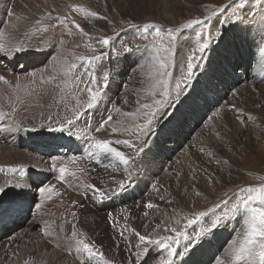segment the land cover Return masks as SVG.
Returning <instances> with one entry per match:
<instances>
[{
    "label": "bare ground",
    "instance_id": "obj_1",
    "mask_svg": "<svg viewBox=\"0 0 264 264\" xmlns=\"http://www.w3.org/2000/svg\"><path fill=\"white\" fill-rule=\"evenodd\" d=\"M204 1L0 0V33L4 34V42L11 46L23 41L29 49L14 54L0 53V74L5 75L13 84L19 79L22 85L35 87V93L31 97H23V93H19L24 103H17V111L13 113L9 103L10 100L15 102V96L11 89L0 82V93H3L0 96V111L4 113L0 116V166L5 168V172H0V185H4L8 180H11L13 185L8 186L4 193H0V214L9 207L19 208L15 223L5 232L8 236L0 240V264H25L26 260L29 264H80V260L87 254L76 251L75 239L72 237L73 225L78 238L91 243L95 250L103 253V259L99 256L93 257L91 264H104L105 260L110 261L111 264H136L138 249L135 246L139 243L136 232L152 235L155 239L175 238L176 233L169 232L172 229L185 232L192 237L204 232L200 239L194 240L196 242L192 240L193 243L188 245L187 249L184 247L187 240L181 237L179 244H176V248L181 249L180 255L173 257L172 264H216L217 259L224 257L235 238L225 241L227 235L225 233L220 240L223 230L219 231L218 225L213 229L212 225L215 221L207 223L205 220L210 217L208 214H213L214 208L218 209V206L221 207L228 200H233V197H238L237 201L247 197V192L241 191L242 189L259 188V185L250 186L246 183L240 186L245 183V176L240 172L239 160L233 154H228L220 159L223 165L219 168L218 155L230 149L241 153L248 150L252 152L253 158L262 164L264 150L253 153V146L250 143L255 144V141L251 136H247L243 143L241 136L231 133L233 114L231 116L230 110H236L231 105L222 106L226 121L218 130L220 135L217 141L223 142L220 146H215L213 139L209 141V136L203 138L200 135L210 121H198L199 123L195 124L192 121H181L189 113L196 116L202 112L201 107L199 108L200 96L197 94L199 92L197 83L188 85L187 90H180V92L184 91L178 98L180 105L178 104L170 115L165 116L169 111H164V120L160 122L162 128L166 126V129L161 132L158 141L156 138L150 141L147 148L143 146L142 152L138 151L140 147L128 149L124 145H112L124 151L130 158L127 166L103 157L100 158V163L96 162L95 156L84 158L89 151L88 140L80 139L74 143L61 142L63 146L58 147L48 139L50 134L40 135L23 130L33 126L39 128L41 123L46 122L48 115L53 117L57 114L61 117L70 115L65 111L64 103L60 102L61 93L56 86L59 80L56 83L39 85L41 76L47 80L49 75H58L61 66L65 63L78 65L73 75L79 78L71 82L70 94H66L69 108L74 103L73 97L86 99L87 94L81 90L89 84V81L96 80L102 86L103 75L105 73L110 75L107 87L102 86L101 102L78 122L85 132H87L85 119L94 128L108 114L113 115L114 121L122 120L130 124L133 118L117 114L116 107L121 109V113L136 112L140 104L153 102L146 89L152 44L158 38L149 36L154 29L145 33L144 26L148 25L149 21L155 20L158 21L162 31L172 26L180 27L194 19L193 8L201 9L202 6L198 3ZM71 5L82 6L96 12L97 16L91 17L83 12L73 11ZM48 13H51V18L47 17ZM57 16H66L68 20L61 24L57 21ZM17 17L23 19L18 21ZM42 17L44 18L42 22L49 27L46 31H35L34 29L39 28L35 25V21L41 20ZM128 19L142 22L139 21L141 25L136 27L129 25L116 29L117 23ZM72 21L79 24L88 35H83ZM13 25L17 27L13 28ZM104 30L106 32L101 35ZM25 32L29 35L25 36ZM117 32L121 33L113 38ZM222 32L220 30L218 36H223L221 37L223 39L214 46L210 43L209 49L202 53L206 56V62L201 66V70H208L209 75L215 72L221 73L216 66L217 59L230 60L228 54L233 51L231 46L233 40L230 39L232 35H222ZM137 33L149 37L139 42L140 47L137 50L131 48L133 51L127 52L123 44L130 43L131 37ZM199 33L197 31V36L193 38L195 49L187 53L183 51L184 44L180 43L182 38L186 37L179 38L180 42L177 41L174 47L173 64L169 68L171 75L166 77L167 80L169 78L175 80L177 70H183L182 75H185L184 67L187 66L188 57L196 55L199 44L205 40L203 35L199 36ZM233 36L241 52L247 47L248 50L258 47L259 42L253 39V35L246 38L238 30ZM102 38H110L107 46L99 43ZM228 38L232 41L229 45ZM60 41L64 43L61 44ZM87 45H91V48ZM234 52L236 53V50ZM92 55L99 56L100 59L91 67L77 59L79 56ZM262 57L264 59V52ZM255 59H260L259 48L255 52ZM193 63L195 64V61ZM262 65L256 70L259 71ZM32 73H36V76L32 77ZM234 78L238 80V77ZM33 79L37 81L36 85L30 84ZM60 87L63 85L61 84ZM176 89L179 92L180 88L176 86ZM156 91L159 93L161 90ZM156 99H162V103L170 100L167 96L161 98L159 95ZM195 125H198L197 128L200 127L198 131L196 130L197 133L191 131ZM94 134L100 139L112 141L131 139L133 142V137L124 132L113 134L110 131H101ZM183 134H188L183 140L184 143L189 145L192 137L196 148L187 146L177 153L178 141L175 136ZM163 140L167 143L162 144ZM30 144L35 146L32 148ZM263 147L264 145H261V148ZM55 156L82 157L76 164L67 163L69 170L75 171L79 179L66 176L65 182L58 181L56 179L58 170L51 169V159ZM8 167H16L17 171L8 173ZM263 167L264 164L260 166ZM80 169L83 171L81 172ZM120 181L125 183L123 190L119 187ZM17 183L21 187H15ZM49 183L55 184L60 196H54L46 201L38 210L35 207L40 199L38 187ZM84 184H92L102 189L105 198H99L92 189L83 187ZM197 192L201 195H196ZM133 196H137V200L131 203L129 198ZM30 200H32L30 213L22 223L18 215ZM149 203L154 207L147 208L146 205ZM241 205L242 202L238 203V206ZM199 212L207 213L200 221L193 224L200 228L188 232L192 225H188L187 220L193 219L194 214ZM72 213H75V216ZM235 215L240 220V226L235 229L237 231L235 233L242 236L244 227L242 216L237 209ZM231 222L229 219L224 232L232 229L228 227ZM45 232L50 234L45 235ZM165 259H167V250L162 246H153L148 254L147 264H160L161 260ZM85 264L89 262L85 261Z\"/></svg>",
    "mask_w": 264,
    "mask_h": 264
},
{
    "label": "snow or ice",
    "instance_id": "obj_2",
    "mask_svg": "<svg viewBox=\"0 0 264 264\" xmlns=\"http://www.w3.org/2000/svg\"><path fill=\"white\" fill-rule=\"evenodd\" d=\"M246 5V0H240L239 3L236 4V9L243 10ZM73 11H79L85 13L87 16L96 17L97 13L93 11H89L88 9L78 6L71 5L70 6ZM48 18H51V13L47 14ZM23 19L22 17H17V20ZM44 18L41 20H36L35 25H38V29H34L35 31H46L49 25L44 24L42 22ZM57 21L61 24L65 23L68 20L66 16H57ZM209 16H204L203 19H193L187 21L185 24L176 28H167L166 31H162L159 25L148 24L144 26V32L148 33L150 29H154L151 32V35L158 40L154 41L152 44V52L150 53L151 61H150V72L148 73V87L146 89L148 95L153 98L152 103H143L140 104L139 108H137L136 112H124L121 113V109L119 107L115 108V112L117 114H121L124 117L133 118V122L130 124H126L122 120H115L112 114H108L106 117L102 118L98 125L93 128V125L85 119V127L87 128V132H85L80 124L78 123L83 117L87 116L89 110L95 108L102 100V86L107 87L108 82L110 80V75L105 73L102 77L103 85L96 80L89 81V84L82 89V92L87 94L86 99L81 100L79 97H73L74 103L69 108L66 101L67 95L69 93V85L73 80L78 79V76H74L73 73L77 69L78 65L76 63H65L61 66L60 72L58 75H49L47 80L43 76H41L39 80V85L43 86L47 83H56L59 80V83L56 86L59 88L61 96L60 102L64 103L65 111L70 113V115L60 116L57 114L56 117L52 115H48L46 117V122L41 123L39 128L33 126L28 129H23L24 131L36 132L40 135L50 134L48 135V139L56 144L58 147H62L63 143H74L76 140L85 139L89 141V151L87 156L84 158L96 157V162L100 163V158L103 157L105 159H110V161L117 162L123 165H129L130 158L126 155L124 151L119 150L117 147L112 146L116 145H124L128 149H135L136 145L132 142L131 139H116L115 141L109 139H100L94 133H99L101 131H110L111 133H128L129 136L135 134L137 139L144 135L146 131L150 129L152 124V119L155 117V113L158 110V107L162 105V99H156V96L159 95L161 98H164L168 95V80L166 77L170 76L171 73L169 71L170 66L173 64V56H174V47L177 41L180 38L181 33L185 29H191L195 25H201L205 21L209 20ZM77 29L80 32L87 36L88 34L80 28L79 24H76L75 21H72ZM17 25H13V28H16ZM132 27H136V25H132ZM25 36H28L29 33L25 32ZM147 39V36L144 37ZM203 39V38H202ZM110 42V38H102L99 40L101 45L107 46ZM63 44V41H60ZM210 44L209 40H203L202 43L199 44L197 48L198 53H204L206 49H208ZM91 48V45H87ZM140 46L137 45V48ZM147 47V46H145ZM29 49L25 46L23 41H20L16 44H12L9 46L4 42V34L0 33V53L5 54H14L20 53L23 51H28ZM94 51V49H93ZM127 52H132L131 48L126 49ZM78 60L86 62L90 67L95 65V62L100 59L99 56L92 55L90 57L79 56ZM196 59L195 55L188 57L186 75L183 77V81L185 83L190 82L194 75V68L198 67V63H193ZM202 59V57H201ZM81 67L83 64L80 65ZM32 77L36 76V73L31 74ZM0 82L6 85L9 89L12 90L13 95L15 96V102L10 100L9 106L13 113L17 111L16 104L24 103L23 97H31L35 93V87H30L29 85H22L21 81L17 79L13 84L10 82L5 75L0 74ZM82 82V81H81ZM31 85H36L37 81L33 79L30 81ZM63 87H60V85ZM177 88H180V83H177ZM157 89H160L159 93H157ZM23 93V97L19 95V93ZM3 93H0L2 96ZM127 103V101H125ZM139 104V101H137ZM233 108L235 106L233 105ZM141 109H149L151 111L145 112L143 115L148 117L145 123L136 122L135 118L137 117V113L140 112ZM239 111V110H237ZM3 111H0V116H3ZM107 126V127H106ZM147 143V141H145ZM140 152L144 151L143 146L139 148ZM82 159L79 156H55L51 159V169L53 171L58 170V176L56 179L60 182L66 181V176H71L74 179H79L77 173L75 171H70L67 167V163L76 164L78 160ZM17 171L16 167H8V173H15ZM82 172L83 169H80ZM0 172H5V168L0 166ZM8 186H13L12 181L8 180L4 185H0V193H4ZM15 187H21L19 183L14 185ZM83 187L92 189L95 193L99 195V198H105V192L102 189L96 188L95 185L92 184H84ZM119 187L121 190L125 188L124 181L119 182ZM241 191H246L249 195L242 201V205L238 206L237 212L242 216L243 223V232L242 236L238 235L236 239H233L231 242V247L225 252L223 258H219L216 261V264H264V186L259 188H248L242 189ZM39 192V202L36 203L35 207L39 210L43 207L46 201L51 200L54 196H60V192L56 190L55 184L49 183L44 184L38 187ZM196 195H201V193L197 192ZM75 203V202H73ZM147 208H152L154 205L151 203L146 205ZM75 216V213H72ZM147 215V213H145ZM207 215L206 212H199L194 214L193 219H188L187 224L193 225L201 220V218ZM179 223V221H177ZM47 226V222H46ZM159 227V225L157 226ZM213 229L217 227L216 223L212 225ZM176 233L175 238L164 237L161 239H155L152 235H142L139 232H136V236L138 237L139 243L135 246L138 249L136 253L137 262L136 264H147L148 254L152 250L153 246H162L167 250V259L161 260L160 264H172L173 257L178 255L177 248L173 245L179 244L180 238L182 237L184 240H187L189 243L192 242V237H189L185 232L172 229ZM207 231V230H205ZM45 235H49L50 233L45 232ZM204 235V232L197 233L196 239H200ZM72 237L75 239L76 251L78 253H86L87 255L84 259L80 260V264H85V261H88L91 264V260L93 257L99 256L103 259V253L98 252L94 249V246L91 243L85 242L84 239L78 238V233L75 231V225H73ZM167 241V243L165 242ZM187 249V244L184 246ZM25 264H29V261H25ZM104 264H111L110 261L105 260Z\"/></svg>",
    "mask_w": 264,
    "mask_h": 264
},
{
    "label": "rangeland",
    "instance_id": "obj_3",
    "mask_svg": "<svg viewBox=\"0 0 264 264\" xmlns=\"http://www.w3.org/2000/svg\"><path fill=\"white\" fill-rule=\"evenodd\" d=\"M239 2L240 0H205L204 2L198 3L200 4V6H202L201 9H198V7L193 8L194 19H203V17L206 15L209 16L210 19L205 21L201 25H195L191 29L183 30L180 37L185 36L186 38H182V42L178 40L180 43L184 44L183 51L185 50L184 52L187 53L188 51L190 52L192 49H195L193 38L197 36V31L200 32L199 36L203 35V38L205 40H209L211 45L214 46L223 39L221 38L223 36H218L221 30L223 31L222 35H232V37L230 36V39L233 40V45L231 44V46H233L234 49L232 48L233 51L229 52L228 54L230 60L223 61V59H217L218 62L216 63V66L219 70L214 68L213 69L218 70L221 73L215 72L209 75L207 74L209 72L208 70H201V66H203L206 62V56L198 53L196 55L194 54L196 56V59L194 61L195 63H198L199 66L194 68V75L192 80L187 83L183 81V77L186 75V73L185 75H182L184 74L183 70H177L175 80L171 78L168 79L169 82L167 97L170 99V103H162V105L158 107V110L155 113V117L152 119L150 129L146 132L143 138L140 137L139 139H137V137H135V134L131 135L133 137V143L136 145V148H139L141 146L147 148L148 144L151 143L150 141L154 140L155 138L156 141L160 139L161 132L166 129V126L163 128L161 126V122L162 120H164V111H169V113L165 116L170 115L171 111L177 108V105L179 104L178 98H180V96L184 92H180V90L188 88V85H190L191 83H197V87L199 89V92H197V94L200 96L199 108L201 107L202 112L198 113L196 116L189 113L190 115L187 114V117L185 116V118H182L181 121H192L194 124L196 122L199 123L198 121H210L208 125L205 126L200 135L203 138H207L209 136V141L213 139L215 140V146H220L223 142L217 141L220 135V132H218V130L222 123L224 124L226 121V116L223 113L222 106H224L225 104L231 106L234 105L235 109H239L240 111H236L232 108V110H230L231 116L233 114L231 118V120L233 121H231L230 125L231 133H234L237 136H241L240 139L243 143H245L244 140L247 138V136H251L255 141V144L250 143L253 146V153L256 151L264 150V147L261 148V145H264V59L262 57L264 52V0H246V5L243 10L236 9V4ZM139 21H132L129 19L123 20L116 24V29L129 25H141L142 21ZM149 24L158 25V21L151 20L149 21ZM171 28L176 27L172 26ZM238 30H240L242 35L246 38L253 35V39L256 40L257 43L259 42L257 44L258 47H254L253 50H248L247 47L244 52H241L238 44L233 38L234 32H238ZM105 32L106 31L104 30L100 34L103 35V33ZM120 33L121 32H117L116 34L114 33L115 36H113V38H116ZM135 35L131 37L130 43L123 44L124 49L132 48L134 50H137V45H139V42L147 40H144V35H138V33L136 36ZM146 36L149 37L152 35L150 34L149 36ZM230 39L228 45L232 42ZM258 48L260 50V59L254 60L255 52L258 50ZM234 50H236V53L234 52ZM260 65L262 66L260 70L257 71L256 68ZM184 68L187 69V66H185ZM234 77H238V80H236ZM179 82L181 83L178 92L176 86ZM145 111L149 112L151 110L141 109L139 115H137V117L135 118L136 122L145 123L147 121L148 117L143 115ZM132 122L133 119L131 123ZM197 127L198 125H195V127H193L191 131H198L200 127ZM181 130L183 131V127L181 128ZM206 132H208L209 134ZM202 133L207 135H204ZM187 137L188 134L175 136L178 141V143L176 144L177 153L187 146H191L194 149L196 148L194 138L192 137L190 138L191 142L189 145L184 143L183 140ZM166 140H163L161 143H167ZM145 141H147V145L145 144ZM30 146L33 148L35 145L30 144ZM251 153L252 152H249L248 150L241 153L240 151L235 149L224 151L223 153H220L218 155L219 168H221V166L223 165L220 162V159L228 154H233L241 164V174L245 176V183L240 186L246 185V183H248L250 184V186H252L253 184H258L259 187H262L264 184V167L260 168V166L264 164V161L262 164L258 163V161L253 158L254 156ZM247 193L246 196L249 195V193ZM233 198V200H228L224 203V205H221V207L218 206V209L220 207L219 210L214 208L213 214H208V216L210 217L205 220L207 223L215 221V223L218 225V230H223V233L220 235V240L225 233H227L225 241L229 240L230 238L236 239L238 237V233L235 232H237L236 230L238 229V226H240V220L236 218L235 209L238 208V203H241L246 197L239 199V201H237L238 197L235 196ZM136 200L137 196L129 198V201H131V203H133V201L136 202ZM31 202L32 200L27 203V206H25V208L22 209L23 211L20 213V215H18V219H20L22 223H24V221L28 217V214L30 213ZM7 209H5L3 213L0 214V240L8 236L5 232L8 231L10 227L15 223V216L19 210L18 207H9ZM229 219H231L232 224L228 227H231L232 229L229 232H224V230H226V226L229 224ZM199 228L200 226L192 225L188 229V232H192L193 230H197ZM169 232L175 233L174 231ZM189 237H192V235H189ZM192 238L193 242H196L194 240H198L195 237ZM191 243L187 241V246ZM173 246L177 247V245ZM177 251L179 253L178 255H180L181 249H177Z\"/></svg>",
    "mask_w": 264,
    "mask_h": 264
}]
</instances>
